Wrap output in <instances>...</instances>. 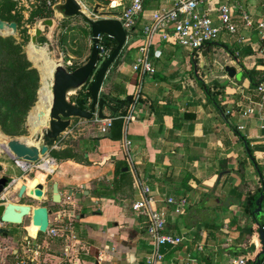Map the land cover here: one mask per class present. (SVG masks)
I'll list each match as a JSON object with an SVG mask.
<instances>
[{
	"label": "crops",
	"instance_id": "obj_1",
	"mask_svg": "<svg viewBox=\"0 0 264 264\" xmlns=\"http://www.w3.org/2000/svg\"><path fill=\"white\" fill-rule=\"evenodd\" d=\"M171 4V0H143L144 14L133 27L134 36L127 38L106 73L100 95L107 96L108 105L117 113L126 116L128 108L119 109L114 101L140 93L134 120L123 121L118 140L109 138L113 134L110 128L105 133L100 131L107 120L71 119L69 128L46 157L54 160L55 169L50 174L40 170L50 186L42 183L43 174L22 181L23 172L14 165L12 156L2 155L0 174L11 179L12 196L19 198L18 191L25 185L21 204L30 206L25 200L44 199V204L37 207L48 209L51 226H69L71 230L59 231L57 236L40 233L28 217L30 225L19 227L23 232L16 244L0 240V247L8 244L10 248L7 253L8 249L1 247L0 264H17L27 241L31 246H40L38 254L32 256V264H145L153 243L146 233L145 216L132 210L144 184L150 186L156 207L164 214L166 232L183 238L175 247L160 249L163 259L159 264H227L257 252L254 242H260L253 230L255 221L245 206L261 187V176L264 181V108L256 105L260 95L250 82L251 76L255 82L264 77V37L255 24L264 22V0H204L200 12L215 25H220L218 9L229 7L236 33L223 30L209 48L196 55L198 61L193 67L181 64L176 54L178 45L155 39L149 53L154 72L138 75L132 65L142 26L151 11L169 9ZM112 11L119 13L120 9ZM242 12L250 16L251 27H243ZM54 29L61 36L54 52L63 67L68 71L83 65L92 46L90 28L83 16L64 17ZM35 51L51 61L46 48ZM79 90L67 95L71 103ZM89 104L90 98L87 109ZM250 108L253 113L244 117ZM103 114L112 115L107 107ZM239 126L244 129L239 131ZM126 141L130 142L127 150ZM246 143L262 170L260 175ZM69 148L82 158L56 159L52 155ZM239 173H243L242 178ZM34 179L44 187L42 198L34 196L40 183L31 184ZM20 182L24 184L19 187ZM53 182L58 185L59 203L51 200ZM169 197L186 200L180 214L164 203ZM228 197L239 204L224 206ZM259 222H264V214ZM4 227L0 223L1 235L7 238L9 232Z\"/></svg>",
	"mask_w": 264,
	"mask_h": 264
},
{
	"label": "water",
	"instance_id": "obj_2",
	"mask_svg": "<svg viewBox=\"0 0 264 264\" xmlns=\"http://www.w3.org/2000/svg\"><path fill=\"white\" fill-rule=\"evenodd\" d=\"M100 9L104 10L101 5L97 4L94 6L93 14L96 17H100L99 19H94L87 17L83 13L81 5L77 0H63V3L58 6L57 11L64 17L81 15L89 25L92 39L89 58L83 65L72 72L67 71L60 62L55 65L53 70L51 107L49 109L47 122L44 126L39 131L33 134L31 133L34 144L29 145L24 141L10 139L4 148L0 146V154L6 151L9 155L17 159L29 163H37L42 157L47 156L49 152L55 148V144L59 137L69 128L71 119L79 118L87 121L92 119L99 121L113 119V115L116 113L117 109L110 107L107 101L102 98L100 92L106 73L127 43V34L121 22L118 20L122 12L99 11ZM97 14L100 16H97ZM56 24L57 21L53 18L40 21L34 30V34L31 36L30 43L35 47H46L44 44H38L37 38L42 34L45 28L48 29V35H50ZM5 30H9L10 34L15 35L17 32V24L15 22L0 20V33ZM99 35H105L113 39L116 43L105 60L99 59L97 49V37ZM83 86H87L90 95L89 109H80L67 98L68 94L77 91ZM128 101H130V98H128ZM104 107H107L112 113L111 116L103 114ZM2 169L3 167L0 164V172ZM219 177H221V175ZM11 183V179L0 177V223L21 225L25 217H30L31 224L38 227V232L44 233L46 229L51 226L48 222V209L43 206L32 208L29 205L7 202L2 195L7 186ZM25 188V185L20 187L18 191L19 199L23 197ZM51 191L53 202L59 203L60 195L56 182L52 183ZM263 191L264 189L260 192L256 200V206L253 212V216L258 222L263 214ZM34 196L36 198H42L44 196V187L41 183L36 186ZM231 204L238 205L239 202L229 197L226 198L224 206L229 207ZM2 232L3 230L0 229V233ZM257 233L261 252L253 264H260V256L264 255V229L260 225H258ZM4 236H6L5 233Z\"/></svg>",
	"mask_w": 264,
	"mask_h": 264
},
{
	"label": "built area",
	"instance_id": "obj_3",
	"mask_svg": "<svg viewBox=\"0 0 264 264\" xmlns=\"http://www.w3.org/2000/svg\"><path fill=\"white\" fill-rule=\"evenodd\" d=\"M109 3L111 10L120 9L122 15L118 17L123 29L129 37V32L135 26L137 19L144 14L143 0H129L127 5H123L121 0H106ZM204 0H171V7L169 9H158L149 13L147 23L142 26V37L137 48L138 54L132 65V69L138 75L153 74L154 69L151 64L149 53L154 44L155 39H160L165 42H169L180 46L182 49L193 55H196L210 43L215 42L220 33L225 30L230 34H235L237 26L232 19V13L226 5L221 6L218 9V21L220 25H215L212 20L204 13L200 12V7ZM240 19L243 21L244 28H249L253 25V21L250 16L245 12H242ZM256 29L259 30V34L264 37V22H256ZM98 41V54L99 59L105 60L111 49L106 45V38L104 35L97 37ZM260 95V101L256 103L262 110L264 108V81L260 83L256 88ZM139 91H137L131 97V103L128 107V114L122 119L125 123H129L134 120L133 111L136 104L140 99ZM253 113V109H248L243 116ZM111 126V120H107L106 124L100 127V131L105 133ZM243 126H239L238 130L242 131ZM264 143V141H263ZM130 145L129 141L124 143L127 150ZM128 156V154H127ZM42 159L37 163H29L21 159H17L12 156L14 165L23 173H27L32 169L40 170V163L47 162L55 164L52 158ZM50 174V173H48ZM157 200L152 193V190L148 184L141 185L139 189V199L132 204V210L145 216L146 221V233L153 243V247L150 253L145 257V264H159L163 259V254L160 252L162 247H175L181 243L182 237L173 233L166 232V219L164 214L156 207ZM164 203L173 208V212L178 215L186 205L184 198L169 197L165 199ZM61 216L58 215L57 219L60 220ZM49 222V221H48ZM50 224V223H49ZM3 225V224H1ZM51 225V224H50ZM71 230L69 226H63L59 229L48 227L44 233L51 236H57L59 231ZM255 248L258 249L259 245L257 241L254 242ZM5 248H3L4 250ZM40 246H31L30 242H25L24 249L22 251V257L18 258L17 264H32V256L38 254ZM1 250V247H0ZM251 257H239L232 259L227 264H248ZM260 264H264V261Z\"/></svg>",
	"mask_w": 264,
	"mask_h": 264
},
{
	"label": "rangeland",
	"instance_id": "obj_4",
	"mask_svg": "<svg viewBox=\"0 0 264 264\" xmlns=\"http://www.w3.org/2000/svg\"><path fill=\"white\" fill-rule=\"evenodd\" d=\"M3 1L4 0H0V17L5 18L6 20H14L17 22L18 26H17V32L15 35H12L6 32L0 33V48H1L0 50V80L9 79V76L12 73L9 72L8 67L14 66L16 68V66L20 64L19 61L21 60V58H23L34 69H36L38 73V89H37V93H38L39 88H42V79H43L42 73H41L42 71L40 69V62L45 60L46 58L44 57L41 58L39 56L41 52L35 51V48L32 45L30 46V39H31V36L34 34V30L40 21L44 19H50V18H53L56 21H58L64 18V16L57 11L58 6L63 3V0H8L4 2ZM77 1L81 5V9L83 13L89 18L96 17L93 14V8L97 4L101 5L104 9V10L100 9L99 11H112L109 8V3L106 0H77ZM121 1L123 5H127L129 3V0H121ZM97 16H100V15L97 14ZM40 18H43V19H40ZM6 22H9V21H6ZM136 22L138 23L139 21H136ZM83 35L86 36V34L81 33V36ZM60 38L61 36L56 33L55 29L51 32L50 35H48V29L45 28L42 34L37 38V43L44 44L46 46L47 52H48L47 56L49 55V59L53 60L52 62H54L55 60H59V62L62 64L61 59L57 57V55L54 52L55 46ZM28 51H29V54H28ZM176 54L179 60L181 61V64L184 63L185 67L187 65H190L191 67H193L194 60H192L193 58H192L191 53H188V52L186 53L183 51V49L180 46H177ZM28 55L30 56V58ZM31 55L32 57L36 59V62L32 59ZM200 57H202V55L199 56V60H200ZM205 58L207 59V56H205ZM184 59H187V61L183 62ZM33 63L37 66L38 69ZM40 73H41V83H40ZM7 91H8L7 89L1 91V88H0V113L4 114L8 112L9 114L6 117V119L0 118V138H2V136H5L7 140L16 139L19 141H24L27 137L31 136V130L32 132H34L33 129H30L28 119H30L29 115L31 117V115L34 113L33 111L38 106V103H39V101L37 102L38 94L36 96V102L26 113V115L23 118V121L18 122L17 121L18 116H13V111L8 108V106L11 105V101L6 102V103L2 102V97L6 98ZM74 143L75 142H72V144ZM67 150L73 151L76 158L78 159L82 158L81 156L77 154V152L73 148H69ZM6 154H8L6 151L0 154L1 155L0 161L3 160L2 155H6ZM12 168L14 172L19 173V171L16 168H14V166ZM261 173H262V170H261ZM42 174L43 173L40 172V170L33 169L32 171H29L27 173H20V176H21L20 178L22 179V181L24 180V182H27L31 180L32 178H36L37 176L42 177ZM2 176L3 175L0 174V177ZM35 182H40V181L38 179H34L31 184ZM42 183H45L47 186H50L51 184V182L47 180L46 176L42 180ZM22 184L24 183L20 182L19 187ZM12 195H13V185L10 184L7 186L2 197L5 200H7V202H10V203H16V204L24 203V199L14 198ZM47 196H49L48 193H47ZM51 200H52V191H51ZM25 202L30 204V206H33V208H36L38 205L44 204V199L43 200H32V199L29 200L28 199V200H25ZM220 208L222 210L226 209L225 207H222V206ZM263 212H264V201H263ZM29 223H30L29 218L26 217L24 219V222L21 225L5 224L4 230L9 232L8 237L4 238L2 237L0 233V240L2 239L8 243L16 244L19 240L20 234L23 232V230H21L19 227L21 228L23 226L27 227L28 225H30ZM25 233L27 234V232ZM4 246L2 245L1 247L4 248ZM5 248L8 249L7 253H9L10 248H8V244H7V247ZM241 255L244 256L243 254ZM245 256L247 257L248 255H245Z\"/></svg>",
	"mask_w": 264,
	"mask_h": 264
},
{
	"label": "trees",
	"instance_id": "obj_5",
	"mask_svg": "<svg viewBox=\"0 0 264 264\" xmlns=\"http://www.w3.org/2000/svg\"><path fill=\"white\" fill-rule=\"evenodd\" d=\"M4 1H8V0H4ZM40 19H43V18H40ZM0 20L15 22L17 24V22L14 20H6L5 18H2V17H0ZM17 26H18V24H17ZM130 36L131 37L134 36V28L129 32V37ZM105 38H106V41H105L106 45L109 46V48L112 51L116 45L115 41L113 39L107 37V36H105ZM211 44L212 43L208 44L203 50H206L207 48H209ZM0 50H1V48H0ZM229 53L232 54L231 51H229ZM193 55L195 56L193 58V60L195 63H197L198 60L196 58V52H194ZM32 58L36 62V59L34 57H32ZM19 62H20V64L18 66L15 65L16 68L14 66L8 67L9 72H11L12 74L9 76V79H1L0 80V88H1V91L5 90V89L8 90L6 98L2 97V102L6 103V102L11 101V105H9L8 108L13 111V116H18L17 121L22 122L26 113L29 111V109L36 102V96L38 94L37 93L38 73H37L36 69H34L25 59L21 58V60ZM78 67H80V66H72L70 69H68V71L72 72L75 69H77ZM40 81H41V76H40ZM263 81H264V77H262L261 80L258 82H255L252 76L250 77L251 85L256 86V87L260 83H262ZM38 92H39V90H38ZM101 96L104 100L107 101V104H108L109 100H107L108 99L107 96H105V95H101ZM39 97H40V95H39ZM89 98H90V95H89L87 86H83L78 91L77 96L74 97L73 103L77 107H79L80 109H87L86 105L88 103ZM131 100L132 99L130 97V101H128V99H125L124 101H118L117 100L114 102L118 105V107L120 109L121 107L128 108L130 103H131ZM37 101H38V99H37ZM124 114H125L124 112H122V113L116 112L113 115L114 117L111 120V127H110V131L113 134L111 136H109L110 139L118 140V138H120V133H121L122 125H123V119L122 118H123ZM8 115H9L8 112H6L4 114L0 113V118L6 119V117ZM246 147H247V152H248V155L250 157L251 162L255 165L257 172L260 174V172H261L260 168L258 167V165L255 162V159H254L253 153L251 151V148L249 146V143H246ZM52 155L56 159H73L75 157L71 150L61 151L60 153L59 152H53ZM243 167H244V165L242 164V168ZM123 174H126V173H123ZM239 176L242 178L243 173H239ZM261 179H262L261 187L258 188L247 199L246 206H245V211L255 221V227L253 230H254V233L257 237V240H258V233H257L258 225H260L264 229V222H258L257 219H255L253 216V212H254V209L256 206V200L258 199L260 192L264 188V181H263L262 176H261ZM263 193H264V191H263ZM260 252H261V246L259 245L257 252L255 253V255L252 258L249 259L248 264H253L257 260V256L260 254ZM263 261H264V255L260 256V263H262Z\"/></svg>",
	"mask_w": 264,
	"mask_h": 264
},
{
	"label": "bare ground",
	"instance_id": "obj_6",
	"mask_svg": "<svg viewBox=\"0 0 264 264\" xmlns=\"http://www.w3.org/2000/svg\"><path fill=\"white\" fill-rule=\"evenodd\" d=\"M3 32L10 33L9 30L2 31L1 33ZM31 45L32 44L30 43V46ZM33 47L37 50L46 48V47H35V46ZM52 61H53L52 59L51 61H49L48 59L47 60L45 59L40 62L43 79H42V88H40L41 90L39 89V92H38L39 103L36 109L33 111L34 113L31 115V117L29 115L30 119H28L29 125L31 124L30 129H33L34 131L32 132L31 130L32 134L39 131L44 126V124L47 122L48 113H49V109L51 107V102H52L53 70H54L55 65L59 63L58 61H55V62H52ZM39 95H40V99H39ZM8 141L9 140H7L5 136H2V138H0V146L4 148L6 144L8 143ZM24 142L29 145L34 144L31 136H30V139L26 138ZM43 160H45L44 157H42V161ZM55 166H56L55 164H50L45 161V162L40 163L39 169L41 171L49 173V171H52L53 169H55ZM26 189L27 187L25 188V192H26Z\"/></svg>",
	"mask_w": 264,
	"mask_h": 264
}]
</instances>
